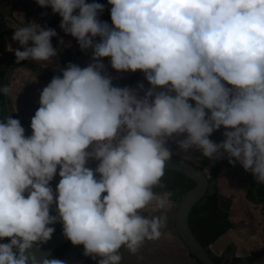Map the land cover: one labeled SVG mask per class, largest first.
<instances>
[{"label":"clouds","instance_id":"clouds-1","mask_svg":"<svg viewBox=\"0 0 264 264\" xmlns=\"http://www.w3.org/2000/svg\"><path fill=\"white\" fill-rule=\"evenodd\" d=\"M36 3L59 14L92 63H69L43 88L30 137L18 119L0 122V240L10 239L0 244V264H65L33 250L57 222L98 264H122L121 248L135 255L158 241L172 206L163 181L171 139L182 152L239 163L264 184V0H108L111 25L95 0ZM55 36L17 26V63L51 61ZM104 58L118 73L143 72L150 87L139 84L141 96L113 86ZM221 128L224 139L210 140ZM89 160L98 166L86 167Z\"/></svg>","mask_w":264,"mask_h":264},{"label":"crops","instance_id":"crops-1","mask_svg":"<svg viewBox=\"0 0 264 264\" xmlns=\"http://www.w3.org/2000/svg\"><path fill=\"white\" fill-rule=\"evenodd\" d=\"M18 1V0H17ZM14 2V0H6V5L9 4L8 7L13 6L12 10V17L14 21L10 19H5L4 22L12 28V34L10 36H4L2 39L4 41L6 50L10 53H14L15 49H20L21 51L23 48L20 46L19 42L13 41L12 36L14 35L15 28L17 26H23L28 23L39 25L40 27H43L52 14L53 11L49 12V17H43L42 19L38 18L36 23L33 21V16L29 18L28 14V22L24 24L23 17L24 13L21 12V16L17 13V11H20L19 5ZM86 3H92L89 1H86ZM44 11V10H43ZM25 12V11H24ZM76 14V13H74ZM33 15V14H32ZM100 19V17H98ZM31 19V20H30ZM101 20V19H100ZM61 23V22H60ZM60 23L54 28V30L57 33V36L55 38L58 41H61L66 48L70 50L71 53H74L79 47L78 42L75 38H73L71 35H66L60 28ZM96 41H99V37L95 38ZM12 50H9V49ZM15 54V53H14ZM93 53L92 50H89L87 52H84L80 55L78 58V63L81 68H84L88 66L90 63H92L91 57ZM0 59H2L3 64V58L0 55ZM41 68L49 72L50 74H54L55 71L58 68L59 60L58 56L54 57L51 61L48 62H36ZM102 63L105 65L104 72L105 74L109 75L113 78V80H120L124 79L127 76L133 74V72H116L111 67L110 58H104L102 60ZM138 72V71H137ZM7 86L11 88V94L8 99V109L9 114L11 117V114L14 115V119H18L21 123V126L25 129V137H30L32 135V129L30 127L31 119L34 117L35 112L40 107V94L43 90V88L46 86L44 82L40 78H38L36 75L32 74L30 71L23 67H17L14 70H12L7 78H6ZM144 85V89H148L150 85L146 81V79L135 81L132 84L126 85L124 87H128L130 89H137L139 94L142 96L144 94L143 91L139 90L137 86L139 84ZM6 85V84H5ZM123 88V87H122ZM192 101H189L191 103ZM192 104V103H191ZM4 107V106H3ZM5 111V110H4ZM5 118L6 113H5ZM12 118V117H11ZM5 120V119H4ZM3 120V121H4ZM0 120V122H3ZM223 129V128H222ZM224 130V129H223ZM182 138V137H180ZM224 139L223 135H221V141ZM220 141V142H221ZM174 157L180 158L182 160H185L187 162L192 163L195 166H198L200 158L203 157L199 151L195 150H189L187 153L180 151V149L177 147V144L175 142V139H171L168 142L167 145ZM179 153V154H177ZM208 163L203 168V172H206L209 167L212 164V160L207 158ZM99 163V161L95 160H89L86 164V167L95 165ZM227 170L226 172H229L231 174L229 178L227 179V182H223L221 186L219 185V177L223 170ZM59 167L57 168V174L54 176L53 180L50 182V187L53 189L55 186L58 185L60 177H59ZM245 173L242 177V181L244 182V187L247 184L248 176L250 172H245V170L239 165V163H236L235 166H228L220 169L216 176V184L218 192L223 197H229L230 198V209H229V215L228 219L229 222L232 225V229L226 231L222 236H220L211 246L210 248L213 250H217L216 255L220 254L221 250L226 246L227 244L231 243L235 247V256L238 257H244L247 256L250 252H258L262 248H264V232L262 231V226L264 225V216L260 214L259 207L256 205H251L249 202H247L245 199L241 200L239 204L236 206L234 205V193L239 194V191H237V187L242 186L239 185V183L242 181L235 180V174L236 173ZM238 185V186H237ZM244 194V193H243ZM243 194H240L243 196ZM172 201V206L169 209L170 212L167 213L168 215V224L167 228L164 229V235L160 239H166L168 237L173 240V238L176 239L175 233L173 230L172 225V219H173V211H174V205L175 202L173 201L172 197H170ZM144 215H147V213H144ZM171 228L173 232V237L168 233V228ZM180 244V243H179ZM182 247V245L180 244ZM183 248V247H182ZM184 249V248H183ZM210 249V250H211ZM185 250V249H184ZM124 254V249L121 248L120 250ZM186 252V251H185ZM80 254L78 247L72 245L69 249L68 253L64 257L63 261H65V264H71L72 258L74 255ZM81 255V254H80ZM186 258L191 260L195 263V261L187 254L185 253ZM125 257V256H124ZM98 259H94L95 263L98 262ZM125 259V258H124ZM124 263V260L122 261V264ZM98 264V263H97ZM196 264V263H195Z\"/></svg>","mask_w":264,"mask_h":264},{"label":"trees","instance_id":"trees-1","mask_svg":"<svg viewBox=\"0 0 264 264\" xmlns=\"http://www.w3.org/2000/svg\"><path fill=\"white\" fill-rule=\"evenodd\" d=\"M89 2H94V0H86ZM95 2L104 5V11L99 14L101 21L107 22L111 25L110 9L111 6L108 4V0H95ZM24 24L27 23V11L24 12ZM10 19L14 21L12 17V8L6 6V0H0V55L3 58V64L0 65V87L2 76L6 69L11 65L12 62L16 60L15 54L10 53L6 50L3 37L10 36L12 34V28L9 27L4 20ZM62 18L59 14H52L46 21L43 28L54 29L60 22ZM51 43L54 48L57 49V56L59 60L58 68L52 75L43 68H41L36 62L32 60H26L12 65L8 74L17 67H23L30 71L32 74L36 75L42 80L46 85L50 83L54 76L62 77V69H64L69 63L79 65L78 58L84 52L91 49L82 51L78 48L74 53H71L68 48L64 46L61 41H58L55 37L51 39ZM7 74V76H8ZM145 79V74L141 71L135 72L124 79L113 80V86L124 87L126 85L132 84L135 81ZM7 86V83L6 85ZM8 102V99H7ZM9 103V102H8ZM195 106V102H191ZM2 93H0V120L5 119V111ZM14 118V115L11 114ZM224 130L214 132L209 139L219 143V137L223 135ZM174 157V156H172ZM194 169L202 172L207 181V188L204 195L193 205L187 216L188 228L195 238V240L200 244V246L206 251L210 260L213 264H249L259 253L250 252L247 256L238 257L235 256V247L233 244L229 243L224 246L222 252L218 255L213 254L209 246H211L220 236H222L226 231L232 229V225L229 222L228 215L230 209V198H224L216 187V176L220 169L228 166L229 164L227 158L213 161L211 166L206 172H203V168L208 163L207 158L201 157L198 166L193 165L188 162ZM163 181L167 184V191L171 192L172 199L175 203L180 199V197L190 189L194 184L189 179L185 178L183 175L174 171H165V176ZM106 195V193L102 194ZM244 199L254 205L260 206V213L264 216V184H259L255 181L254 177H250L247 181V188L243 194ZM262 231L264 232V225L262 226ZM56 231H63V226L61 223L57 222ZM10 243L9 238L0 240V244ZM72 243H66L56 247L47 257L62 259L66 250L71 246ZM78 250L83 257L85 262H88L91 257L84 255L83 245H78ZM189 255V254H188ZM190 256V255H189ZM191 257V256H190ZM196 264H200L195 261Z\"/></svg>","mask_w":264,"mask_h":264},{"label":"water","instance_id":"water-1","mask_svg":"<svg viewBox=\"0 0 264 264\" xmlns=\"http://www.w3.org/2000/svg\"><path fill=\"white\" fill-rule=\"evenodd\" d=\"M14 64H17V60L12 62L4 72L2 76L1 87L5 86L8 70ZM2 98L6 117H10L7 97L3 96L2 94ZM166 170L177 172L192 181L194 184L180 197V199L174 205L172 225L175 237L185 249L186 253L189 254L194 261L200 264H213L206 251L195 240L187 225V216L190 209L204 195L206 191V177L202 172L194 169L187 161L177 157L171 158V162L166 164ZM56 207L57 206L54 203L50 209L51 216L57 215ZM56 226L57 223L54 225H49V227H53L55 231L48 241L37 242V244L34 245L33 250L39 248V251L37 252L38 256L47 257L59 245L71 243L63 235V231H56ZM72 245L73 244H71V246ZM71 246L66 250L61 260L64 259ZM249 264H264V248L259 251L258 255Z\"/></svg>","mask_w":264,"mask_h":264},{"label":"rangeland","instance_id":"rangeland-1","mask_svg":"<svg viewBox=\"0 0 264 264\" xmlns=\"http://www.w3.org/2000/svg\"><path fill=\"white\" fill-rule=\"evenodd\" d=\"M15 1L17 0H14V2ZM16 3L21 8L20 11L19 10L17 11L19 16H21V12L24 13V11H28L29 18L33 16L32 19L35 23L38 18L42 19L43 17H46V18L49 17V12L52 11L51 7L42 8L38 6V4L36 3V0H18ZM6 6L8 7L9 4H7ZM11 8L13 10V6ZM24 20L25 18L23 17L22 21L24 22ZM28 21L29 20H28V14H27V22ZM0 63H2V59H0ZM218 139L219 141H221L220 140L221 136ZM226 171L227 170L225 169L220 174V177H219L220 186L224 184L223 182H227V179L231 175L229 174V172H226ZM244 174L245 173H240V172L236 173L235 180L240 181ZM250 177H254L251 172L247 179H249ZM239 185H242V186L237 187L238 189L237 191H239V194L236 193L235 191L234 199H233L234 205L236 206L239 204L241 200L244 199V197L241 196L240 194H243L247 188V184L244 187L243 181L242 183L240 182ZM216 187H217V184H216ZM224 198L227 199L229 197H224ZM250 204L254 205L252 203ZM256 206L259 207V212H260V206L259 205H256ZM168 231L170 232L168 233V235L170 234L173 237L174 235L170 227L168 228ZM209 249H211L210 246H209ZM210 251L213 254L217 253L216 249L215 250L211 249ZM185 253H186L185 250L180 246L179 242L175 240V238L171 240V238L168 237L166 239H159L158 241L146 242L144 246L140 249V251L135 255L128 254L124 250L125 259H124L123 264H195L190 259L188 260L186 258ZM71 261H72L71 264H97L98 263V262L95 263L94 259L92 258L88 262H85L83 257L80 254L74 255Z\"/></svg>","mask_w":264,"mask_h":264},{"label":"built area","instance_id":"built-area-1","mask_svg":"<svg viewBox=\"0 0 264 264\" xmlns=\"http://www.w3.org/2000/svg\"><path fill=\"white\" fill-rule=\"evenodd\" d=\"M230 87V86H229ZM98 164L99 163H97V164H95V165H91V166H88L89 168H92V169H95L97 166H98ZM56 188H57V186H55L54 188H53V193H54V200L56 199ZM27 191L24 193V195H25V197H27ZM53 206V205H52ZM51 206V207H52Z\"/></svg>","mask_w":264,"mask_h":264}]
</instances>
